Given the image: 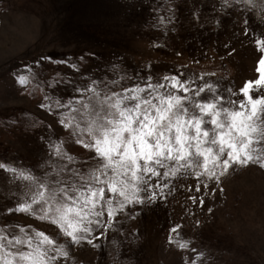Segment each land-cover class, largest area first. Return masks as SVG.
<instances>
[{"label": "rangeland", "instance_id": "1", "mask_svg": "<svg viewBox=\"0 0 264 264\" xmlns=\"http://www.w3.org/2000/svg\"><path fill=\"white\" fill-rule=\"evenodd\" d=\"M251 3V34L245 36L239 11L217 26L219 0H0V163L35 166L47 160L49 141L77 159L87 155L78 146H65L68 132L39 107L44 94L53 99L72 96L68 84L48 88L55 76L81 88L92 79L108 81L97 91L119 92L137 80L134 73L145 76L141 70L148 65L154 82L186 66L209 82L222 80L223 88L231 85L237 93L234 99H241L239 88L256 79L260 52L255 40H264V0ZM61 60L68 63H58ZM69 63H77L79 71ZM25 65L31 66L33 76L27 88L13 78ZM114 78L119 83L111 86ZM47 162L65 167L55 158ZM10 176L0 170V206H8L3 194L15 183ZM195 185L194 179L179 181L166 203L136 208L134 219L119 216V230L109 229L107 240L98 242L103 247H72L64 264H264V169L230 170L219 184L209 181L205 189L202 182L199 194ZM189 195H203L204 206L188 202ZM8 221L56 238L54 226L3 211L0 233ZM176 224L182 227L170 233ZM170 235L175 243L168 242ZM181 242H189V247L181 249Z\"/></svg>", "mask_w": 264, "mask_h": 264}, {"label": "snow or ice", "instance_id": "2", "mask_svg": "<svg viewBox=\"0 0 264 264\" xmlns=\"http://www.w3.org/2000/svg\"><path fill=\"white\" fill-rule=\"evenodd\" d=\"M219 5L217 26L239 11L244 35L251 34V0H219ZM255 43L260 52L256 79L246 80L239 88V100L234 99L237 93L231 85L223 88L222 80L209 82L202 73L188 72L186 66L154 82L148 65L141 70L145 76L134 73L137 80L119 92L97 91L102 84L107 87L108 81L92 79L81 88L52 77L49 89L68 84L73 94L67 99L44 94L39 107L68 132L62 143L78 146L87 155L77 159L66 147L49 141L47 160L35 166L0 163V170L10 173L15 182L3 194L8 206H0V211L8 216L27 215L56 229L53 238L31 225L8 221L0 233V264H64L72 247H103L98 242L107 240L109 229L119 230V216L134 219L139 214L134 209L166 203L179 181L196 180L194 190L199 194L202 182L205 189L209 181L219 184L230 170L264 169V40ZM42 59L51 61V57ZM69 67L79 71L77 63ZM30 68L25 65L24 71L14 74L21 87L33 82ZM118 83L114 78L111 86ZM53 158L65 167L47 162ZM179 188L183 191V184ZM187 190L192 191L190 185ZM187 200L204 206L203 195H189ZM195 223L198 226L200 221ZM181 227L176 224L169 231L176 233ZM168 242L175 243L171 235ZM179 247L187 249L189 242Z\"/></svg>", "mask_w": 264, "mask_h": 264}]
</instances>
